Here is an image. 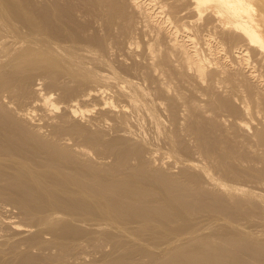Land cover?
Returning a JSON list of instances; mask_svg holds the SVG:
<instances>
[{
	"label": "bare ground",
	"instance_id": "bare-ground-1",
	"mask_svg": "<svg viewBox=\"0 0 264 264\" xmlns=\"http://www.w3.org/2000/svg\"><path fill=\"white\" fill-rule=\"evenodd\" d=\"M72 1H74V0H72ZM72 1H71V3H72ZM122 1L121 0H83V1L80 0L79 3H77V4L75 3L74 5H71V4H67V0H0V180L4 182V184H3V182L0 181L2 183L0 185V196H2L4 198L6 197L12 203H15L17 208L19 207L25 213V215L28 216V221H27V218L25 219L26 223L27 222L28 223L27 224L24 223V226H17L14 224V221H12L13 222L12 223L9 220V224L11 223V225L15 228V230L17 229V232H19L20 234L23 233L24 235L29 234L28 237H26L25 239L23 238L24 240L22 239L19 241V245L23 246L25 244L24 246H25V248H27L24 251L22 249L17 251V252H19L18 253L19 254V261L20 260H21V262L27 261L28 263L30 262L31 264L33 261H36L37 263L40 262L43 264L47 263V262L52 263V262H54V261H52V259H50V258H52V256L45 255V254L34 255V253L28 254V252H29L28 249H31V251H32V249L33 250L38 249L37 251H35L36 253H38L39 250L40 251L43 250V253H44V249H49V248L54 246L55 249L57 247L58 248L57 250H59V255H57L58 256L57 260L59 262L56 260V257H55L53 260H55L56 262H54L53 264H56V263H58V264H76L77 261L76 262L73 261L71 263L69 262L71 260L65 261L64 256L69 249L74 250V251L70 250L71 252H73V254H74V252L80 253V250L83 248V246H84V250H85L86 244L89 245L88 243H91L90 245L94 246L95 244L99 243L100 239H102V240L104 239V241L106 240L114 249V250L112 249L114 254H112L109 257L110 259H107L108 257L106 255L107 260H105V261H108V260L109 261L105 264H263L264 263L263 262L264 261V240L257 238L259 234H264V233H258V230H260V228L262 226L259 229H256L257 232L254 231L255 233H258V235L256 234V236H257L256 237V236H254L255 234L254 235L250 234L249 233L250 230H248L246 228H245V230H247L248 233L244 232L245 230L241 231V228H239L240 230H238L237 228H235V229L233 227L231 228L227 224H224V225L220 224L221 222L219 220L220 223L219 222L218 223L220 225L218 224L216 226H212V229H213V227H217V228H215L216 231L214 230L215 232L213 230H210V232L204 233V231L199 232L197 230L196 224H198V222L196 221L197 223H195L191 217V214L193 212H195V211L200 212L202 210L204 212H208V213H222L223 215H226V216H233V215L235 216V215L239 214V211H238L239 209H237L238 207L236 208V203H233V204L231 203L232 205H229V203H228V205H227V203L224 204L222 202L221 198H219V197H221V195L219 197H217L219 195V194H217V192H216L217 196L215 193H214L215 195H213V194L211 195L209 193H203V191L199 192V188L202 186L199 187V185L201 183L198 184V180H197V177L195 175L185 176L184 174H182L181 176L185 177V178L183 177L184 180H177L178 178L177 179L172 178L173 177L172 172H174V170L171 172V174L169 172V174L172 175V177L164 175L165 173H164L163 169L157 170L156 169L157 167H154L151 165L152 161H154V163H155V160L157 157L154 156L155 160H152V161L150 160L151 162L147 161L149 159L146 160V158H142V157H144V155L142 156V151L145 149H143L142 151H141L142 147L141 148L138 147L139 149H137V145L133 144V142H132L134 140L131 138L132 135H129L130 136L129 140H132V141H129L126 137H125L126 139H118L117 140V138L115 137L117 135L111 134L110 133L111 131L108 132L105 129H103V130H105V132H108L109 137H110V135H109V133H110L111 137H112V135H114V138H115L112 140V138L110 137L111 139H108L109 141H105V139L102 136L104 135V137H105L106 133L103 135L100 134L98 131L99 129L98 130L96 129L98 126L96 128L94 127L95 130H93V127H92V130L89 129V127H90L89 122L91 125V123H92L91 121H93L94 117H96L95 115L93 118H91V119H93L91 121L89 120L90 119L89 116H88V118H86V119H88L87 120L88 126L86 123H82L83 119L86 120L85 119L86 113H88V111H93V109L90 110L91 108H88L89 106H87V104H88L87 102H90V100H93V99L94 100L91 102L92 103L95 102V103L92 105V107L99 109V111L97 109H95L94 113L97 111V113L101 112L102 113V114L100 113L101 115H105V112H107L108 114H110V113L114 114V113L120 112L122 114L123 119H121L120 117L119 118L121 119V121L122 120L124 121V122H122V123H124L122 125H125L124 118L126 116L128 117V115H129V113L127 114V112L129 111L127 109L128 108L130 109V107H128V105H120L121 103L119 104V102H122L120 100L118 103L114 104L112 101H110L108 99V96L106 98V95L105 94L103 95L102 92H104V89L101 87V86L105 87L103 84L100 85V87H99L100 83H98V85L93 84L96 87H93L90 89L87 88L88 90L87 89L84 90L85 88L84 89L79 88L83 85L85 86V84H87V83L90 84V83H94L97 81L98 82L104 81V82H109V83L111 82V81H109V80H111L110 76H109L111 74V71H110L111 70V67H110L111 63L108 62V59H107L108 63L107 62L106 63L110 67L109 68L110 69L109 75H108L107 70H104V69H106L105 67H108V66H105L106 64L104 65V68H102V69L104 71H106L107 74L102 73L103 70H101V69L97 70V71H102V72H97L96 70L94 71L89 66H87L88 64H86L82 60V58H84V57H82V55L84 53V54H87V56H88V54L90 53L91 50L95 51V49L98 47V43H99L98 40H100L98 38L101 37L100 32L103 29L102 27H103V21H104L105 16H107V15L109 16V14H110V16H112V17H109L110 21H111V18H114V21L113 22L111 21L112 22L111 25L109 24L111 26V29H108V30L111 33H114V30H116V28H114V30L112 32L113 26L118 27L117 25H119L121 27V25L123 26L125 24L124 22L121 23L120 18H119L123 14V11H122L123 8H122V3H121ZM153 1L154 0H129V3H130V6L132 8H134V10L136 9L138 11V13L143 14V16L146 17V20L147 19L151 20L150 22H152V20L155 21V26L157 28V32L158 31L166 32V34L169 37L168 40L170 43V45H169V43L167 44L168 41H166V45L169 46L170 48L172 46L173 50L177 49L178 54L179 53L181 54L180 60L182 59V61H184L185 63L190 65V67L195 68V70L192 68H188L189 66H187L186 64L181 62L182 64H184V66L185 65L187 66V70L185 69L186 71H192L193 70L194 72H191V73L197 72L196 78L198 75H199L198 76V78H199V77H201V76L203 77V75H205V73L207 71V67L210 68V67L214 66L219 74L216 71H211V70L210 71L215 73V74L217 73L219 75V77L222 78V80L220 79L221 81L220 80L219 81L220 82L224 81L225 83H228L227 85L229 86V84H230L229 82H231L232 81L231 79H233L230 74H227V70H228L229 66L226 67V65H224V63H223V65L219 64L218 61H220L221 59L218 60V58H216V57L211 58V56H209V60L211 58V60H213L212 61L213 64H207L206 62L208 61V55L205 58V57H201L200 54H198L199 51L197 52V50H198L197 47L195 48L193 46L194 45L193 43H195V42L193 41V38H190V35L186 34V36H187V37L185 36L186 39H183L184 36L181 39H179L180 36L178 38L177 32H179L180 29L181 30L186 29V27H188V26L185 27L184 24L182 23L183 24V25L181 24L182 27H181V25L178 27L177 26L178 23L177 24L174 23L175 21L173 22V19L171 20V18L169 19V17H165L164 20H163V18H161V20L156 19V17H158V16L163 17L162 15L164 12V8H163L164 5L161 2H157V4L159 3L161 5V6L159 5V7L161 9H163V12H162V10L158 9L159 7L158 8L153 7L156 5V3L154 4ZM187 1L189 2L187 4V6L190 9H192L193 12L198 11L200 14L201 12L206 13L208 11H211L212 13L211 12H209V13L214 14L213 16H215L216 19L218 21H220L219 22L221 24L220 27H222L221 29L225 30L226 36L235 38V41H238L237 39H239V41H241L239 43H235V45L230 43V45L231 44L233 45V46H231V48H232L231 51L235 52L233 54H235L234 56L236 57V61L232 59L233 62L235 61L237 63H242V64L247 62L246 64L248 65L250 62L249 61L250 59H248L250 52H253V54H255V57H260V58L262 57V59L264 58V0H186L185 4L187 3ZM142 3L145 5V7H144V5L142 6V7H144V9L141 8ZM130 6H128V7H130ZM256 6H257V8H256ZM124 8H125V6H124ZM205 10H207V11H205ZM132 11H133V9H132ZM203 11H205V12H203ZM126 12H127V10H126ZM161 12H162V15H161ZM195 14H197V13H195ZM199 14L197 15L198 17H199ZM131 15H133V13ZM138 15H140V14H138ZM138 15L136 17H138ZM123 16H124V19H126V24L130 23V18H129L130 14H129V16H127V14H126V16H127L126 18H125L124 14H123ZM200 16H201V14H200ZM109 18H108V20H109ZM195 18H197V17H195ZM211 18H213V17H211ZM122 19H123V17H122ZM124 19L122 21H124ZM139 19L140 18H138V20ZM142 20H143V17H142ZM146 20L144 19L143 21L146 22ZM110 21L104 22V24L110 23ZM133 21H134V18H133ZM135 21H136V19H135ZM135 21H134V24H135ZM166 22H168V24ZM171 22H172V24H171ZM136 23L137 24H135V25L139 24L138 21H136ZM153 23L154 22H152V24ZM219 23L217 24V26L219 25ZM144 24H146V23H144ZM175 24H176V26H175ZM207 24H206V26H207ZM147 25H148V23H147ZM150 26H151V23H150ZM155 26L153 27V29L155 28ZM131 28H132L131 30L137 29V27L135 29V28H133V26ZM125 29H129V28L127 27ZM125 29H124V31H125ZM153 29L151 31H153ZM108 30H107V32H108ZM120 30H118V31H120ZM139 30L142 31V28L140 29V27H139ZM145 30H146V28H145ZM186 30H188V28ZM220 30L218 29L219 32H220ZM118 31L116 30L117 33H118ZM190 31H189V33H191ZM105 32H106V30H105ZM126 32H127V30H126ZM155 32H156V30H155ZM117 33H116V36H117ZM135 33H137V32H135ZM142 33H143V31H142ZM148 33H149V35H152V34H150L152 32L148 31ZM160 33L161 32H159V34ZM223 33H224V31H223ZM98 34H99V36H98ZM123 34H124V32H122V35ZM138 34H139V32H138ZM108 35H110V37H111L110 33ZM122 35H121V37H122ZM129 35H130V33L128 32L127 36H129ZM146 35H148V34H146ZM157 35H156V37H158ZM182 35H183V33H182ZM208 35H210V34H208ZM130 36L133 37L134 34L130 35ZM163 36H165V33L163 34ZM219 36H220V34H219ZM113 37H114V35H113ZM117 37L119 39V36H117ZM135 37H136V35H135ZM154 37H155V35H154ZM207 37H205L206 41H207ZM102 38H103V36H102ZM125 38L126 37H124V40L127 41ZM216 38H219V37H216ZM109 39H112V38H109ZM109 39H107V40H109ZM153 39L154 38H152V40ZM190 39L193 41V43H192L193 45L186 43L187 40L189 41ZM120 40H123V38L119 39V41ZM105 41H106V39H105ZM115 41L117 42V40H115ZM132 41H133V39H132ZM215 41L216 40H214L213 42H215ZM228 41H227V43H228ZM223 42H225V41L223 40ZM231 42H233V41H231ZM102 43H103V41H102ZM119 43H121V42H119ZM216 43H217V41H216ZM222 43L220 42L217 44H221L224 47L225 43L224 44H222ZM126 44H127V42H126ZM128 44H129V42H128ZM108 45H110L109 42H108ZM115 45H116V43H115ZM117 45H118V42H117ZM130 45H132V44H130ZM228 45H229V43H228ZM99 46H100V44H99ZM103 46H105L107 48L106 45L103 44ZM217 46H219V45H217ZM217 46H215L213 48L218 50L219 47H217ZM226 46H227V44H226ZM108 47L110 49V46H108ZM164 47H165V45H164ZM211 47H210V50L212 49ZM120 48H122V47H120ZM127 48H131V46L129 47V45H128ZM159 48L156 49L157 51L155 50L157 53H158V51H160ZM113 49H114L113 52L115 55L116 54L115 53L116 46L114 48V45H113ZM113 49H111V51ZM225 49L226 48H224L222 50H225ZM98 50H99V47H98ZM101 50H102V47H101ZM207 50L209 52V48ZM86 51H89V53L88 52L86 53ZM107 51H108V49H107ZM107 51L105 52V50L103 49L102 52L107 53ZM216 51H215V54L216 53L219 54V52H221V51H219V52H216ZM96 52H97V49H96ZM113 52L111 54H113ZM165 52H167V51L165 50ZM159 53H161V52H159ZM98 54L99 53H97V57H98ZM104 54L102 53V56ZM121 54H120V56H121ZM156 55H159V54H156ZM226 55L228 56V53H226ZM107 56H109V55L107 54ZM163 56H164L163 63L165 62V59L170 60L169 58L171 56L168 58H165V55H163ZM110 57H112V56H110ZM223 57H225V56H222V58ZM91 58H92V56H91ZM119 58H121V57H119ZM154 58H156V57H154ZM154 58H152V59L154 60ZM157 58H159V57H157ZM157 58H156V60H157ZM249 58H250V56H249ZM86 59H89V58H86ZM206 59H207V61L205 62ZM253 59H254V57H253ZM93 60H95V58ZM104 60H106L105 57H104ZM156 60H155V62H156ZM178 60H179V58L177 59V62H178ZM109 61H110V59H109ZM115 61H114V63H115ZM243 61H245V62H243ZM100 62H101V60H100ZM100 62L98 61V63H100ZM111 62H112V60H111ZM120 62H122V61H120ZM168 62H171V61H168ZM252 62H250V63H252ZM125 63L126 62L124 61V65L127 64V63L126 64ZM133 63H134V61H133ZM136 64H134V65L136 66ZM147 64H148V62H147ZM152 64H153V62H152ZM170 64H172V63H170ZM116 65H117V63H116ZM191 65H193V66H191ZM238 65H240V64H238ZM98 66H100V65H98ZM111 66H113V65H111ZM135 66H134V70H135V68L138 69V67H135ZM161 66H165V65H161ZM167 66H168V64L166 65V67ZM178 66H180V65H178ZM91 67H92V65H91ZM120 67H118V69ZM130 67H131V65H130ZM153 67H155V66H153ZM153 67H151V69ZM158 67L160 68L159 64H158ZM166 67L164 69H166ZM240 67H241V65H240ZM252 67L254 68V66H252ZM127 68L125 71H127ZM156 68H157V66H156ZM159 68H158V70L161 69V68L160 69ZM168 68H169V66H168ZM173 68H177V67H173ZM115 69H117V67ZM130 69L132 71V68H130ZM189 69H192V70H189ZM247 69H249V68H247ZM155 70L153 69V73H157V71H155ZM172 70H174V69H172ZM181 70H182V68H181ZM170 71L168 70L169 73H170ZM182 71H180V72H182ZM243 71H245V70H243ZM134 72L136 73V71H134ZM147 72H149V70H147ZM150 72H151V70H150ZM163 72H162V74H165V75L168 74L169 75V73L166 74ZM173 72H175V71H173ZM124 73H123V75H125ZM131 73L133 74V72H131ZM176 73H178V72H176ZM176 73H174V74H176ZM229 73H230V71H229ZM236 73L237 72H235V74ZM114 74L116 76L117 73L115 72ZM129 74H127V75H129ZM136 74H135V76H136ZM139 74H141V73H139ZM157 74H160V73L158 72ZM157 74H155V76ZM186 74H187V72H186ZM242 74L245 75L244 72ZM261 74L262 73H260V76H261ZM141 75H143V73ZM165 75H164V78H165ZM180 75H182V73L179 74V76ZM210 75H211V73H209V76L207 75V78L210 77ZM236 75L238 76V74H236ZM239 75H240V72H239ZM247 75L254 76L255 74H251V72L248 71ZM143 76L139 77V78H141L140 82L136 79L138 77H135L134 80H137L140 84H142V81L144 80V79L142 80ZM146 76H145V78L148 77V76L147 77ZM157 76H159V75H157ZM183 76H184V74H183ZM237 76H233V77L237 78ZM125 77L128 78V76H125ZM125 77L122 76L123 79ZM133 77H134V75H133ZM174 77H175V75H174ZM181 77L182 76H180V78ZM204 77H206V76H204ZM213 77H214V75H213ZM240 77H238V78H240ZM243 77L245 79V76H243ZM257 77H259V76H257ZM257 77H256V79H259ZM115 78L118 79V77L117 76L114 77L115 86L117 87L116 93L119 92V94L124 95L125 97L128 96L126 98L130 99L129 103L131 102L130 104H133V106L135 107L137 105V103H134L136 98L134 99L133 96H136L138 98V96H137V95H139V94H137L139 92L138 90L143 88V91H142V95H143L144 90H146V92H147V88L145 89L144 86L139 88L138 86L140 84L138 85V82H136L138 85L137 86V85H135V83L132 82L133 79L132 80L130 79L131 81H129V80H128L129 82L126 81L127 82L126 85L130 84L129 85L130 87L128 86V88L129 89L131 88L130 90H132V92L129 93L128 91H130V90L129 89L127 90L126 89L127 87L124 88L123 85L118 84V80H120V79L115 81ZM129 78H131V76ZM151 78H149V79H151ZM156 78L161 79L163 77H161V78L156 77ZM198 78H197V80H198ZM246 78H248V77H246ZM153 79L155 80L154 74H153ZM153 79H152V81H153ZM167 79H168V83H171L170 81L173 80V79L170 80L169 77ZM174 79L176 80L177 78L175 77ZM187 79L189 80V78H187ZM201 79L203 81V78H201ZM201 79H199V80L201 81ZM211 79H209V80H211ZM41 80H43V81L45 80V81H47V84H49L51 86L55 85V86H57V89L58 88L61 89V93L58 92L60 94V96H62V102H63V103L60 102V106L62 105L61 106L62 108L60 109L61 111L59 110L60 113L57 112L58 114L49 116L48 113L46 112L47 110L50 111L49 108H51V106H53L55 104L51 99L52 92H50L51 93L50 94V93H47L48 92L47 91L46 94L45 93L43 94V91L41 93V90H39L40 87L42 86ZM122 80H120V83ZM145 80H147V79H145ZM207 80H206V82H208ZM215 80H216V77H215ZM215 80H213V81H215ZM144 81H143V83H144ZM181 81H183V80H181ZM71 82H73V83L75 82L76 84L74 85ZM172 82H175V81L173 80ZM180 82H179V84H180ZM123 83L125 84L124 80H123ZM162 83H163V81L160 82V87H161ZM166 83H167V81L165 82V84ZM175 83H178V82H175ZM183 83H185V82H183ZM213 83L215 84V83H217V81H215ZM225 83L223 84L224 86H226ZM244 83H245V81H244ZM247 83H249V80ZM200 84H201V82H200ZM220 84L222 85V83H220ZM239 84H240V81H239ZM49 85H48V88H49ZM105 85H106L107 89L110 87H113L112 83H111L110 87H109V84H105ZM163 85H164V83H163ZM172 85L173 84L171 83V87H172ZM215 85H217V84H215ZM237 85H236V87H237ZM149 86H151V85H149ZM149 86H147V87H149ZM165 86L167 87V85H165ZM224 86H223V88L225 89L226 87H224ZM230 86H232V85L230 84ZM230 86H229V88H230ZM248 86L251 87L252 85H248ZM169 87H170V85H169ZM171 87H170V89H171ZM181 87H180V89H182ZM202 87H201V89H202ZM204 87L206 88L205 85H204ZM204 87H203V89H204ZM218 87L222 88L221 86H218ZM236 87L234 85L235 89H236ZM53 88H55V87H53ZM53 88L51 91H55V89H53ZM113 88H115V87H113ZM153 88H155V87H153ZM163 88H164V86H163ZM187 88H186V90H187ZM215 88H216V86H215ZM215 88L213 87L214 90L217 89V88L216 89ZM223 88H222V90H223ZM59 89L57 91H60ZM150 89L151 88H149V90ZM180 89H178V90L180 91ZM209 89H208V91H210ZM231 89H233V88H231ZM235 89H233V92H231L232 94H234L236 92ZM108 90H106L105 93H109ZM111 90L115 91L112 88H111ZM151 90H153V89H151ZM178 90L173 91V89H172V92H176ZM205 90H207V89H205ZM225 90H227V89H225ZM230 90H229V92H230ZM241 90L243 91L242 88L240 89V91ZM211 91H210V93H211ZM238 91H239V89H238ZM133 92L136 93L137 95H135V94L133 95ZM162 92H164V90H162ZM162 92L161 93L158 92V96H159V94H162V96L165 95V93L163 94ZM166 92L170 93V91H168V90ZM182 92H184V91L182 90ZM225 92L226 91H224V93ZM247 92H248V90H247ZM251 92L252 91L250 90V94H251ZM101 93H102V95H101ZM155 93H157V92H155ZM178 93L179 92L176 93V96ZM210 93H208V94L210 95ZM217 93L218 92H216V95H217ZM227 93H228V91H227ZM231 93H229V94H231ZM236 93L238 94V92H236ZM253 93H255V92H253ZM111 94H112V92H111ZM147 94H149V92ZM151 94H152V91H151ZM201 94L202 95H199V96L205 95V93H203V92ZM211 94H213V93H211ZM229 94H227V95H229ZM237 94H235V95H237ZM240 94L242 96V93H240ZM32 95H34V96L36 95V96L34 97ZM154 95H156V94H154ZM170 95H171V93L169 94V96ZM209 95H206V97ZM216 95H215V98H216ZM248 95H249V93H248ZM55 96H58V95H55ZM101 96L105 97L106 99L105 98L103 99ZM149 96H150V98L152 97L151 95H149ZM184 96H186V95H184ZM223 96H224V94H223ZM112 97L113 96H111V98ZM145 97L147 98V96H145ZM159 97L161 98V96H159ZM210 97H211V95H210ZM218 97H220V96H218ZM226 97H228V96H226ZM234 97H236V96H234ZM257 97L256 98L254 97V99H257ZM262 97L260 95V98H262ZM155 98L159 99L156 96H155ZM212 98H214L213 95H212ZM212 98H211V100H212ZM244 98H245V96H244ZM244 98H243V101L245 100ZM152 99L154 100V98H152ZM163 99H165V97ZM235 99H237V97ZM123 100H125V99H123ZM128 100H127V103H125V104H129ZM139 100H140V97H139ZM166 100H168V98H166ZM175 100L174 101L177 102V97H175ZM230 100H231V98H230ZM181 101H182V99H181ZM183 101H185V100H183ZM190 101H188V102H190ZM247 101H250V100H247ZM124 102H126V100ZM151 102H154V101L151 100L150 103L149 102L148 103L151 104ZM156 102H158V100ZM197 102L198 101H196V103ZM201 102H203V100H201L200 103ZM238 102L241 103L242 101L240 100ZM193 103H194V101L192 102V104ZM215 103H216V101H215ZM225 103H226V100H225L224 104ZM255 103H256V105H259L258 100H256ZM85 104H86L87 108L85 107ZM153 104H155V103H152L151 105H153ZM162 104H164V103L162 102ZM172 104L173 103H171V105ZM182 104L186 105V103H182ZM192 104H190V105H192ZM144 105H143V107H145ZM180 105H179V108H181ZM206 105H204V106L206 107ZM216 105H217V103H216ZM230 105H232V104L230 103ZM238 105H239V103H238ZM246 105L243 106L241 104L242 110L245 111L246 113H248L249 111L247 112L246 108H249V107H247ZM260 105H261V102H260ZM13 106H15V108L17 107V109H13L12 108ZM34 106L40 107L39 108V109H41L40 111L43 110L44 113L41 112L42 114L40 113L39 116H36L35 115L36 113H34V109H33V108H35ZM133 106H132V108H133ZM138 106L142 108V105L138 104ZM235 106L233 108H235ZM146 107H148V106H146ZM154 107H155V105H154ZM161 107H162V105H161ZM164 107H166V106H164ZM177 107H176V111L178 112V111H180V109ZM194 107L197 108L199 106L196 105ZM201 107H203V106H201ZM213 107H210V108H212L211 111L213 110ZM230 107L231 106H229V110H230ZM254 107H255V105H254ZM258 107L260 108V106H258ZM156 108H158L157 105H156ZM173 108H175V107L173 106ZM190 108H192V107H189V109ZM233 108L231 107V109L234 111ZM239 108H240V106H239ZM163 109H165V108H163ZM166 109L168 110V108H166ZM169 109H170L172 118L177 116L176 111L174 109H172V107H170ZM177 109H179V110H177ZM183 109L185 110V108H183ZM183 109H181V111ZM189 109H187V110H189ZM215 109L216 108H214V110ZM217 109H220V107L218 106ZM133 110H134V108H133ZM149 110L154 111L152 108H150ZM187 110H185V111H187ZM201 110H200V112H201ZM248 110H250V109H248ZM262 110L264 111V109H262ZM262 110H260V111H262ZM35 111H37V110H35ZM103 111H105L104 114H103ZM136 112H137V115H136V118H137V116L139 115L138 113H140V112L135 111V113ZM142 112L139 116L140 118L142 116ZM145 112L146 111H144V114H145ZM160 112H162V110ZM197 112H199V111H197ZM258 112H257V114H258ZM154 113L155 112H153V114ZM166 113L168 114V111ZM185 113L187 114V112H185ZM189 113L190 112H188V114ZM191 113H193V112H191ZM261 113H264V112H261ZM89 114H91V112ZM100 114L98 113V115H100ZM132 114L133 113H131L130 115L132 116ZM144 114H143V116L148 115V113H147V115H144ZM158 114L159 113H157V115H155V116L159 117ZM117 115H119V114H117ZM152 115H150V117L149 116H147V117L151 118ZM162 115L163 114L161 113L160 116H162ZM168 115H170V114H168ZM182 115H183V113H182ZM184 115H183V119H185ZM237 115H235V116H237ZM244 115H246V114H244ZM259 115L260 114H258V116ZM261 115H260V117H261ZM92 116L90 115V117H92ZM105 116H107V115H105ZM105 116H104V118H105ZM115 116H116V114L114 115V117ZM163 116H166V115L164 114ZM221 116L223 117L222 113H221ZM224 116H226V115H224ZM263 116H262V118H264ZM44 117H46V118H44ZM109 117H110V115H109ZM109 117H108V119H109ZM127 117H126V119L129 121L128 118L130 116L128 118ZM188 117H190V115H188ZM192 117H190V118H192ZM260 117H259V119H260ZM104 118L100 117L99 119H104ZM115 118L118 119V116H116ZM132 118L133 117H131V119ZM146 118L144 117V119H146ZM240 118H241V116H240ZM244 118H246V117L244 116ZM256 118H258V117L256 116ZM43 119L45 120V123L42 122ZM99 119H98V121H100ZM108 119H106V120H108ZM167 119L169 120V118H167ZM181 119H182V117H181ZM95 120H96V118H95ZM135 120L134 121L132 120V121L135 122ZM138 120L139 119L137 118V121H136L137 123H135L136 126H139V125H137L138 123L142 124L141 121L143 119L140 120V122H138ZM186 120H187V118H186ZM224 120L226 121L227 119L224 118ZM108 121H105V119H104V122L107 123ZM121 121L119 122L120 126H122L120 124ZM164 121H167V120H164ZM177 121H178V118H177ZM245 121L246 120L244 119V122ZM154 122H157V121H154ZM173 122H175V120ZM182 122H183V120H182ZM184 122H185V120H184ZM197 122H198V120H197ZM234 122H235V124L240 125V126H244V124H245L243 122V120H241V119H239V120L235 119ZM262 122H264L263 119H262ZM93 123H92V125H93ZM111 123L109 122L108 124L111 125ZM114 123L116 124L117 121L116 122L114 121ZM164 123H166V122H164ZM167 123H168V121H167ZM99 124H100V122H99ZM129 124H130V122H129ZM131 124H133V123H131ZM150 124L151 123H149V125ZM256 124L254 123V125H256ZM117 125H118V123L116 124V126ZM119 125L117 127L118 129H114V132H117L119 130L118 131V133H119L121 131V127L119 129ZM153 125L155 126L156 124H152L151 126L153 127ZM157 125H158V123H157ZM159 125H163V124L159 123ZM159 125H158V127L160 128ZM237 125H236V127H237ZM259 125H261V124H259ZM100 126H101V124H100ZM140 126L138 128L143 129V127H140ZM169 126H170V124H169ZM175 126H177L176 123H175ZM197 126H199V125H197ZM246 126H247V124H246ZM148 127L149 126H147V128ZM156 127L157 126H155V128ZM248 127L250 128V126H248ZM102 128H103V126H102ZM102 128H100V130ZM110 128H111V126H110ZM131 128L133 129V127H131ZM145 128H146V126H145ZM159 128H158V130H159ZM238 128H239V126H238ZM247 128H245V129H247ZM249 128H248V130H249ZM259 128H261V126ZM263 128H264V126H263ZM132 129L130 130V127H129L128 131H129V134H130V132H132L134 135V132L136 130L133 131L135 128L133 130ZM241 129H242V127H241ZM109 130H111V129H109ZM125 130L122 131L123 134H125ZM187 130H189V129H187ZM193 130L196 131L197 129H193ZM198 130L200 131V129H198ZM155 131H157V130H155ZM160 131H162V130H160ZM165 131H166V129H165ZM173 131H176V130H173ZM242 131H244V130H242ZM140 132L143 133L144 131L141 130ZM248 132L249 131H246V134ZM136 133H138V131ZM157 133H159V131ZM169 133H170V131H169ZM169 133H168V135H169ZM259 133L261 134L260 131H259ZM162 134H163V132H162ZM256 134H257V132H256ZM139 135H142V134H139ZM143 135H144V133H143ZM134 136L136 137V135H134ZM134 136H132V137L134 138ZM176 136L174 137L175 139H177ZM199 136H200V134H199ZM118 137H120V134H118ZM138 137L141 138V136H138ZM154 137H155V135H154ZM181 137H183V135H181ZM254 137H256V135H254ZM169 138L171 139V136ZM241 138H242V136H241ZM103 139H104V141H102ZM145 139H146V136H145ZM145 139L143 138V141ZM199 139H200V137H199ZM203 139H204V137H203ZM139 140H141V139H139ZM166 140H168V139H166ZM262 140H263V138H262ZM169 141H171V140H169ZM199 141H202V140L200 139ZM144 142H142V144ZM149 142H147V143H149ZM174 142L175 141L173 140V143ZM222 142H223V140H222ZM218 143H221V141H219ZM178 144H179V142H178ZM180 144H181V142H180ZM83 145L89 146V147L91 146L92 150H94L95 149L94 147H96L98 149V153L99 152L100 153L105 152V154H103L105 156H103V157L107 156L106 151L114 152L115 155L112 154V156H115V160H114V158H111V160L112 159L114 160V163L110 164L109 162L107 163V162H104L101 160L98 161L97 163H94L95 161L90 162V160H92L93 157L89 161L83 160L85 158L84 156H87L86 152H85V148ZM148 145H149V147H151V144H148ZM202 145L204 146V143ZM212 145L216 146V144H212ZM218 146H220V144L219 145L217 144V147ZM222 146L225 147L226 145L225 146L222 145ZM222 146H220V147H222ZM89 147H86V148H89ZM143 147H145V144ZM182 147H183V145H181V148ZM217 147H215V148H217ZM199 148H202V147H199ZM146 149L149 150L148 148H146ZM158 149L156 150V148H155L156 151H158ZM177 149H179V148H177ZM212 149H209V151L207 150L208 153H207L206 157H207V161H209V162L204 163L203 162L204 160H203L202 161L203 164H202V163H200L201 161H199V160L198 161H191V159H192L191 158L190 161L186 160L188 162L184 163V164H187V165H185V166H187L186 168L187 169L194 168V171H195V169L198 170L200 172V175L204 176L208 180V182H209L208 186L209 187H212V186L217 187L218 189L217 188H215V189H217L218 191L219 190L223 191L225 193V196H226V194H228L230 197H232V196L240 194V197H241V195H247L250 197L252 195V193H250L249 189L245 188L244 185L233 182L234 179L232 177H231L232 182L230 184H226V182L222 181L221 178L222 177L227 178V176L223 175L222 177H220V175L217 172V174L219 175L218 177H220V178H215L217 176L212 177V176H209L207 174L209 171H211V170L207 169L209 167H212V168L217 167L219 169H222L225 174H228V175L230 174L228 172V167H226L223 164L217 165L218 163L215 162L214 157H213L214 154L216 153V151H215V153L214 152L212 153V151H214ZM178 151H180V150H178ZM218 151H220V150H218ZM184 152L187 153L186 150ZM145 153H147L146 150L143 152V154H145ZM224 153H225V151H224ZM224 153H222V154H224ZM226 153H228V152L226 151ZM230 153L231 152L229 151L228 154H230ZM130 154L134 155V157H135V155H137L136 156L137 161L135 160V162H133L132 161L133 156ZM150 154L151 153H149V155ZM228 154H227V156H229ZM233 154H231V155H233ZM79 155H82V157H84V158H81V156H79ZM99 155H102V154H99ZM128 155L130 157H132V160H131V158H130V160L128 159V157H129ZM149 155H147V156H149ZM240 155H242V154H240ZM110 156H111V154H110ZM218 156H221L220 153ZM103 157H101V159ZM151 157H153V156H151ZM188 157H189V155H188ZM252 157H253V155H252ZM88 158H90V157H88ZM147 158H150V156ZM221 158H222V156H221ZM224 158H226V157H224ZM224 158H223V160H224ZM239 159L240 158H238V160ZM243 159H241L242 162H243ZM238 160H235V161L239 162L240 160L239 161ZM246 160H247V158H246ZM105 161H108V160L106 159ZM225 161H226V159H225ZM205 162H206V159H205ZM154 163L152 162V164H154ZM180 163L181 162H179V164ZM175 164L177 165L178 163H175ZM234 164L232 163L231 166ZM235 166L237 169H239L238 164H235L234 166H232V168ZM159 168H161V167H159ZM182 170L184 171V169H182ZM182 170H181V172H183ZM159 171L160 172L163 171V174L158 173ZM168 171L169 170H167V172ZM231 171H233V169ZM262 171H264V170H262ZM237 172H239V171H237ZM242 172H240V173H242ZM175 173H177V172H175ZM252 173H253V171H252ZM236 174H238V173H235V175ZM235 175L233 177H235ZM262 175H264V174H262ZM178 176H179V174H178ZM245 177H243V179ZM257 180H258V178H257ZM204 183H205V181H204ZM204 183H202V185L206 184V183L205 184ZM232 183H235V184H232ZM215 189H214V191H215ZM250 189H252V188H250ZM205 190H206V188H205ZM252 192H254V191H252ZM247 196H244V198ZM224 198L225 197H223V199ZM228 198H226V200ZM261 199H262V195H261ZM236 200H238V199H236ZM229 201H231V200H229ZM249 201H245V203L243 202L242 203L243 206H246V203ZM251 201L253 202L252 198H251ZM238 203H240V202H238ZM259 207H258V209H259ZM261 207H263V206L261 205ZM255 209H256V206H255ZM258 209H257V211H258ZM244 210H246V209H244ZM253 211H255V210L253 209L252 212ZM246 212H248V211L246 210ZM252 212H249V213H251V215H254V214H252ZM262 212H264V209ZM19 213H22V212H19ZM261 214H263V213H261ZM193 215L195 216L196 214H193ZM240 215H241V213H240ZM218 216H220V215H218ZM249 216H250V214H249ZM249 216H246V218H248ZM259 216L260 215H258L257 217H259ZM261 216H264V215H261ZM195 217H197V216H195ZM251 217L256 219L255 216L254 217L251 216ZM224 218L225 217H223L222 220H224ZM194 219H197V218H194ZM209 219H211V218L209 217ZM238 219H239V216L237 218V221H238ZM22 220H24V219H22ZM229 220H230V218H229ZM249 220H252V219H249ZM213 221L215 222L214 219H213ZM76 222H78L79 224L83 223L84 225L83 224L79 225ZM242 222H244V221H242ZM202 223H204V222H202ZM238 225H236V226H238ZM8 226H10V225H8ZM247 226H248V224H247ZM250 227H252V226H250ZM250 227H248V228H250ZM263 227H264V225H263ZM263 227L261 229H263ZM0 231H1V229H0ZM251 231L253 233V229ZM261 231H259V232H261ZM182 234H186L185 235L186 237L179 238V237H181L180 235H182ZM46 235L47 236L49 235V237H47ZM127 238H130V240ZM261 238H262V236H261ZM2 241H0V242H2ZM21 241H23V242H21ZM100 242H101V240H100ZM104 243H106V242H104ZM3 244L0 243V245H2V246H3ZM162 244L164 246H167V247L166 248L164 247L161 250L157 249L158 251L153 250V249L160 247V245H162ZM12 245H13V243H12ZM49 245H53V246H49ZM99 245H101V244H99ZM21 246L19 248H21ZM92 246H91V248H92ZM106 246H107V244H106ZM12 247L15 248V247H17V245L12 246ZM95 247H96V245H95ZM96 248H98V247H96ZM99 248H101V246ZM0 249H1V246H0ZM12 249H11V251H12ZM52 249H54V248H52ZM92 249H90V250H92ZM3 250H5V249H3ZM16 250L17 249L15 248V251ZM87 250H88V248H87ZM107 250H108V248H107ZM11 251H9V252H11ZM17 252H16V254H17ZM50 252H52V251H50ZM101 252H103V251H101ZM69 254H71V253H69ZM75 255H73V256L75 257ZM77 255H79V254H77ZM82 255L85 256V252H84V254H80V257ZM100 255H103V254H100ZM109 255H110V252H109ZM39 256H41V257H39ZM66 257H67V254H66ZM68 257H69V255H68ZM71 257H72V255H71ZM78 257L75 259H78ZM8 258H6V259H8ZM92 258H94V257H92ZM4 259L0 258V264H1V260L3 262L5 261ZM67 259L68 258H66V260ZM70 259H72V258H70ZM102 259H104V258H102ZM102 259H100V260H102ZM82 260L89 261V260H87V258L86 259L84 258ZM97 260H98V258H97ZM80 262H81V259L78 263H80ZM90 262L92 263L91 260H90ZM95 262H97V261H95ZM12 263H10V264H12ZM7 264H9V263H7ZM13 264H17V262L13 263ZM19 264H21V263H19ZM25 264H27V263L25 262ZM80 264H82V263H80ZM100 264H102V263H100Z\"/></svg>",
	"mask_w": 264,
	"mask_h": 264
},
{
	"label": "rangeland",
	"instance_id": "rangeland-1",
	"mask_svg": "<svg viewBox=\"0 0 264 264\" xmlns=\"http://www.w3.org/2000/svg\"><path fill=\"white\" fill-rule=\"evenodd\" d=\"M72 1V0H71ZM71 1L70 0H67V4H71V5H74L75 3L77 4V3H79V1L80 0H74V1H72V3H71ZM83 1V0H82ZM122 1V0H121ZM154 2V4L156 3V5L155 6H153V7H155V8H158L159 7V3L157 4V2H161L163 5V8H164V12H163V9H161L160 7L158 8V9H160V10H162V12H163V15H162V12H161V15L163 16V17H156V19H160L161 20V18H163V20H164V18L165 17H169V19L171 18V20L173 19V22L174 23H178L177 24V26L179 27L182 23L184 24V26L186 27V26H188V27H186V29L188 28V30L191 32V33H189V31L188 30H186V29H180L179 30V32H177L178 33V38H179V36H180V38L179 39H181L183 36V39H186V34L187 35H190V38H193V41L195 42V43H193V41L190 39L189 41L187 40V42L186 43H189V44H191V45H193L195 48L197 47V52H198V54H200V56L201 57H207V55H208V61H207V59L205 60V62L207 63V64H213V60H211V58H213V57H216V58H218V60H220V61H218L219 62V64H222L223 65V63H224V65H226V67H228V70H227V74H230L231 75V77L233 78V79H231L232 81V83L231 82H229L232 86H230V84H229V86H230V88H229V86L227 85L228 83H225L224 81H222V82H220L221 80H222V78H220L219 77V73H218V71L215 69V67L214 66H212V67H207V71H206V73H205V75H203V77L201 76V77H199L198 78V76H197V78H198V80H197V78H196V73L197 72H195V73H191V72H194L192 69H194L195 70V68H192V67H190V65H188L187 63H185L184 61H182V59L180 60V53L178 54V50L177 49H174L173 50V47L171 46V48L169 47V46H167L166 45V41H168L167 42V44L169 43V37H168V35L166 34V32H164V31H158L157 32V28H156V26H155V21H153L152 20V22H154L153 24H152V22H150L151 20H146V17L145 16H143V14H141V13H138V11L135 9L134 10V8H132L131 6H130V3H129V0L127 1V0H123L121 3H122V8H123V14L125 15V18L127 17V16H129V14H130V16H129V18H130V23H128V24H126V19H124V16H123V14L119 17L120 18V22L122 23V22H124L125 24L122 26L121 25V27L119 26V25H117L118 27H116V26H113V28H112V32H113V30H114V28H116V30L118 31V30H120V31H118V33L116 32V30H114V33H111V32H109V30L108 29H111V23L114 21V18H111V21H110V18L109 17H112V16H110V14H109V16L107 15V16H105L104 17V21H103V29L101 30V32H100V34H101V37H99L98 39H100V40H98V47H99V50H98V47L96 48L97 49V52H96V49H95V51L94 50H91L90 51V53H89V51H86V53L88 52L89 54H88V56H87V54H84L83 53V55H82V57H84V58H82V60L86 63V64H88L87 66H89L92 70H103L102 68H104V65L105 66H108L107 65V63L109 62V63H111V65H113V66H111L110 64V67H111V70L109 69L110 67L108 66V67H105L106 69H104V70H107V72H108V75L110 74V71H111V74L109 75L110 76V79L111 80H109V81H111L110 83L109 82H104V81H97V82H94V83H90V84H85V86L83 85V86H81V87H79L80 89H84V90H86L87 88H93V87H96L95 85H93V84H97L98 85V83H100L99 84V87H100V85H104L105 87H103V86H101L103 89H104V92H102L103 93V95L105 94L106 95V98H107V96H108V99L110 100V101H112L114 104H116V103H118L119 102V100L120 101H122V102H119V104L120 105H128V107H130V109L128 108L127 110H129L131 113H133L132 114V116L130 115L131 113L128 111L127 112V114L129 113V115H128V119H129V121L126 119V117L124 118V120H125V125H122V124H124V123H122V122H124L123 120L121 121V119H123L122 118V114L119 112V113H110V114H108L107 112H105V111H103V114H104V112H105V115H107L108 117H109V115H110V117H109V119H108V117L107 116H105V115H101L102 113L101 112H98L100 115H98V113H97V111L94 113V111H95V109H97V108H93L92 107V105L95 103V102H91V101H93V100H90V102H87L86 104H87V106H89L88 108H91L90 110H92L93 109V111H88V113H86V115H85V119L86 118H88V116H89V120L91 121V120H93V119H91V118H93L94 117V115L96 116V117H94V120L93 121H91L92 123H93V125H92V123H91V125H90V122H89V129L90 130H92V127H93V130H95L94 129V127L96 128L97 126L99 127H97L96 129L99 131V133L100 134H105V137H104V135L102 136L104 139H105V141H109L108 139H111L112 138V140L113 139H115L114 138V135H117V136H115L116 138H117V140L118 139H128L129 140V135H132V136H134V135H136V137L134 136V138L131 136V138L132 139H134L133 141L132 140H129V141H132L133 142V144H136L137 145V149H139L138 147H142L141 148V151L143 150V149H145L146 151H147V153H145V154H143V152L145 151V150H143L142 151V156L144 155V157H142V158H146V160L147 159H149V160H147V161H149V162H151L152 160H155V157H157L156 158V160H155V163H154V161H152L154 164H152V162H151V165L152 166H154V167H157L156 169L157 170H162L163 169V171H164V175H167V176H169V177H172V175H170L171 174V172L174 170V172H172V174H173V177L172 178H174V179H177V180H184V176H181L182 174H184L185 176H189V175H195L196 177H197V180H198V184H200L199 185V187L200 186H202V187H198L199 188V192H202L203 191V193H209V194H213V195H215L216 194V192H217V194H219L218 196H217V194H216V196L217 197H219L220 195H221V197H219V198H221V200H222V202L224 203V204H226L227 203V205H228V203H229V205H232L233 203H236V208L237 209H239L238 211H239V214H237L238 216H239V219H238V221H237V218H238V216L237 215H233V216H226V215H223L222 213H208V212H204L203 210L202 211H200V212H193L192 214H191V217H192V219L194 220V222L195 223H197L198 222V224H196V226H197V230L199 231V232H203L204 231V233H206V232H210V230H215L216 231V229L215 228H217V227H213V229H212V226H216V225H218L220 222V224H227V225H229L231 228L233 227L234 229L235 228H237L238 230H240L239 228H241V231H244L245 230V228L246 229H248V230H250L249 231V233L250 234H252V235H254V236H256V234L258 235V233H264V227H263V225H264V216H261V215H264V212H262L263 211V209H264V175H262V174H264V171H262V170H264V128H263V126H264V122H262V119L264 120V118H262V116L264 115V113H261V112H264L262 109H264V58L262 59V57L260 58V57H255V54H253V52H250L249 53V56H250V58H249V56H248V59H250L249 61L250 62H252V63H250L249 62V64L247 65L246 63H237V62H235L236 61V57L234 56L235 54H233V53H235V52H232L231 50H232V48H231V46H233V45H235V43H239V42H241V41H239V39H237L238 41H235V38H233V37H228V36H226V33H225V30L224 29H221L222 27H220V21H218L217 19H216V17L215 16H213L214 14H211L212 12L211 11H208V12H206V13H200L201 14V16H200V14H199V12L197 11H195V12H193V10L192 9H190L188 6H187V4L189 3L188 1H187V3L185 4V2H186V0H154L153 1ZM144 4L142 3L141 4V8H143L144 9V7H145V5H144V7H142ZM124 6H125V8H124ZM128 6H130V7H128ZM161 6V5H160ZM187 6V7H186ZM127 8V9H126ZM154 8V9H155ZM189 8V9H188ZM256 8H257V6H256ZM127 10V12H126V10ZM132 9H133V11H132ZM135 11V12H134ZM205 11H207V10H205ZM205 11H203V12H205ZM209 12H211V13H209ZM133 13V15H131ZM195 13H197V14H195ZM126 14H127V16H126ZM138 14H140V15H138ZM159 14V13H158ZM165 14V15H164ZM199 14V17L197 16ZM138 15V17H136ZM122 17H123V19H124V21H122L123 19H122ZM142 17H143V20L145 19L146 20V22L145 21H143L142 20ZM195 17H197V18H195ZM211 17H213V18H211ZM108 18H109V20H108ZM133 18H134V21H135V19H136V21H138V25H135V24H137L136 23V21H135V24H134V21H133ZM138 18H140L139 20H138ZM107 19V20H106ZM122 19V20H121ZM201 19V20H200ZM204 19V20H203ZM212 19V20H211ZM199 20V21H198ZM210 20V21H209ZM217 20V21H216ZM108 21H110V23H105L104 24V22H108ZM197 21V22H196ZM212 21V22H211ZM169 22V21H168ZM168 22H166L167 24H168ZM144 23H146V24H144ZM147 23H148V25H147ZM150 23H151V26H150ZM173 23V24H174ZM201 23V24H200ZM205 23V24H204ZM208 23V24H207ZM215 23V24H214ZM219 23V25L217 26V24ZM110 24V25H109ZM141 24V25H140ZM171 24H172V22H171ZM176 24H175V26H176ZM182 24V25H183ZM206 24H207V26H206ZM130 25V26H129ZM155 26V28L153 29V27ZM182 25H181V27H182ZM203 25V26H202ZM133 26V28H135L136 29V27H137V29L136 30H131L132 27ZM153 26V27H152ZM205 26V27H204ZM216 26V27H215ZM129 28V29H125V28ZM139 27H140V29L142 28V31H143V33H142V31H140L139 30ZM144 27V28H143ZM151 29H150V28ZM208 27V28H207ZM105 28V29H104ZM145 28H146V30H145ZM207 30H206V29ZM214 30H213V29ZM124 29H125V31H124ZM153 29V31H151ZM218 29L220 30V32L218 31ZM105 30H106V32H105ZM107 30H108V32L111 34V37H110V35H108L109 33L107 32ZM126 30H127V32H126ZM129 30V31H128ZM149 32H152V33H150V34H152V35H149V33H148V31ZM155 30H156V32H155ZM217 30V31H216ZM224 31V33H223V31ZM104 31V32H103ZM132 31V32H131ZM137 32V33H135V32ZM186 31V32H185ZM211 31V32H210ZM120 32V33H119ZM122 32H124V34L122 35ZM128 32L130 33V35H133L134 34V36L132 37V36H127L128 35ZM138 32H139V34H138ZM159 32H161L160 34H159ZM210 32V33H209ZM219 32V33H218ZM105 33V34H104ZM116 33H117V36H119V39H121V38H123V40H120L119 41V39H118V37L116 36ZM145 33V34H144ZM165 33V36H163V34ZM181 33V34H180ZM182 33H183V35H182ZM223 35H222V34ZM138 34V35H137ZM142 34V35H141ZM146 34H148V35H146ZM158 34V35H157ZM185 34V35H184ZM208 34H210V35H208ZM212 34V35H211ZM219 34H220V36H219ZM105 35V36H104ZM109 37H108V36ZM113 35H114V37H113ZM121 35H122V37H121ZM126 35V36H125ZM135 35H136V37H135ZM154 35H155V37H154ZM156 35L158 36V37H156ZM167 35V36H166ZM195 35V36H194ZM202 35V36H201ZM208 37H207V36ZM98 36H99V34H98ZM102 36H103V38H102ZM186 36V37H185ZM116 37V38H115ZM124 37H126L125 39L127 40V41H125L124 40ZM204 37V38H203ZM205 37H207V41H206V39H205ZM216 37H219V38H216ZM109 38H112V39H109ZM152 38H154L153 40H152ZM195 38V39H194ZM202 38V39H201ZM213 38V39H212ZM225 38V39H224ZM228 38V39H227ZM102 39V40H101ZM105 39H106V41H105ZM107 39H109V40H107ZM132 39H133V41H132ZM135 39V40H134ZM157 39V40H156ZM164 41H163V40ZM204 39V40H203ZM231 39V40H230ZM115 40H117V42H118V45H117V42L115 41ZM150 40V41H149ZM156 40V41H155ZM214 40H216L217 41V43H222L223 42V40L225 41V42H223L222 44H224L225 43V45H224V47L221 45V44H217L216 43V41L215 42H213ZM222 40V41H221ZM230 42H229V41ZM102 41H103V43H102ZM113 41V42H112ZM123 41V42H122ZM192 41V42H191ZM204 41V42H203ZM227 41H228V43H229V45H228V43H227ZM231 41H233V42H231ZM108 42H109V44L110 45H108ZM119 42H121V43H119ZM126 42H127V44H128V42H129V47L131 46V48H127L128 47V45L126 44ZM132 42V43H131ZM206 42V43H205ZM208 42V43H207ZM210 42V43H209ZM114 43V44H113ZM115 43H116V45H115ZM123 43V44H122ZM125 43V44H124ZM193 43V44H192ZM204 43V44H203ZM230 43H232L231 45H230ZM99 44H100V46H99ZM103 44L104 45H106L107 46V48L105 47V46H103ZM122 44V45H121ZM130 44H132V45H130ZM159 44V45H158ZM208 44V45H207ZM212 44V45H211ZM214 44V45H213ZM226 44H227V46H226ZM241 44V43H240ZM113 45H114V48H115V46H116V49H115V55H114V49H113ZM158 45V46H157ZM164 45H165V47H164ZM169 45H170V43H169ZM210 45V46H209ZM217 45H219V46H217ZM108 46H110V49H109V47ZM126 46V47H125ZM161 46V47H160ZM212 46V47H211ZM215 46H217V47H219L218 48V50L217 49H214L213 47H215ZM101 47H102V50H101ZM104 47V48H103ZM112 47V48H111ZM120 47H122V48H120ZM125 47V48H124ZM157 47V48H156ZM160 47V48H159ZM210 47L212 48L211 50H210ZM133 48V49H132ZM160 49V51H158V53L156 52L157 50L156 49ZM162 48V49H161ZM209 48V52H208V49ZM224 48H226L225 50H222V49H224ZM103 49L105 50V52L107 51V49H108V51H107V53H105V52H102L103 51ZM111 49H113L112 51H111ZM120 49V50H119ZM122 49V50H121ZM125 49V50H124ZM127 49V50H126ZM129 49V50H128ZM131 49V50H130ZM220 49V50H219ZM156 50V51H155ZM163 50V51H162ZM165 50L167 51V52H165ZM171 50V51H170ZM217 50V51H216ZM230 50V51H229ZM100 51V52H99ZM111 51V52H110ZM174 51V52H173ZM177 51V52H176ZM207 51V52H206ZM215 51L216 52H219V51H221V52H219V54L218 53H216L215 54ZM110 52V53H109ZM113 52V54H111ZM120 52V53H119ZM127 52V53H126ZM159 52H161V53H159ZM173 52V53H172ZM211 52V53H210ZM93 53V54H92ZM97 53H99L98 54V57H97ZM102 53L104 54L103 56L105 57V59L106 60H104V57L102 56ZM122 53V54H121ZM152 53V54H151ZM164 53V54H163ZM167 53V54H166ZM171 53V54H170ZM205 53V54H204ZM210 53V54H209ZM226 53H228V56L226 55ZM107 54L109 55V56H107ZM120 54H121V56H120ZM136 54V55H135ZM138 54V55H137ZM156 54H159V55H155ZM213 54V55H212ZM225 54V55H224ZM232 54V55H231ZM85 55V56H84ZM94 55V56H93ZM101 55V56H100ZM118 57H117V56ZM130 57H129V56ZM163 55H165V58H168V57H170L169 59L170 60H166L165 59V62L163 63V61H164V56ZM178 55V56H177ZM91 56H92V58L94 59L95 58V60H93L92 58H91ZM96 56V57H95ZM110 56H112V57H110ZM154 58V57H159V58H157V60H156V58H154V60L151 58ZM162 56V57H161ZM209 56H211V58H210V60H209ZM221 56V57H220ZM222 56H225V57H223L222 58ZM110 57V58H109ZM119 57H121L126 63V65H124V61L121 59V58H119ZM253 57H254V59H253ZM86 58H89V59H86ZM103 58V59H102ZM113 58V59H112ZM125 58V59H124ZM142 58V59H141ZM148 60H147V59ZM152 60H151V59ZM179 58V60H178V62H177V59ZM227 58V59H226ZM235 58V59H234ZM259 58V59H258ZM107 59H108V62H107ZM109 59H110V61H109ZM141 59V60H140ZM146 59V60H145ZM159 59V60H158ZM235 60L234 62H233V60ZM100 60H101V62H100ZM111 60H112V62H111ZM115 61V63H114V61ZM118 60V61H117ZM145 62H144V61ZM155 60H156V62H155ZM173 60V61H172ZM226 60V61H225ZM98 61L100 62V63H98ZM120 61H122V62H120ZM133 61H134V63H133ZM141 61V62H140ZM143 61V62H142ZM148 62V64H147V62ZM161 61V62H160ZM168 61H171V62H168ZM176 61V62H175ZM180 61V62H179ZM231 61V62H230ZM107 62V63H106ZM120 62V63H119ZM152 62H153V64H152ZM174 62V63H173ZM184 63V64H186L187 66H189L188 68H192V69H189V70H192V71H186L187 70V66L185 67L184 66V64H182V63ZM211 62V63H210ZM222 62V63H221ZM227 62V63H226ZM243 62H245V61H243ZM103 63V64H102ZM114 63V64H113ZM116 63H117V65H116ZM122 63V64H121ZM137 63V64H136ZM145 63V64H144ZM157 63V64H156ZM161 63V64H160ZM168 64V66H169V68H168V66L166 67V65ZM170 63H172V64H170ZM226 63V64H225ZM237 63V64H236ZM134 64H136V66L134 65ZM152 64V65H151ZM158 64H159V66H160V68L158 67ZM176 64V65H175ZM238 64H240L241 65V67H240V65H238ZM245 64V65H244ZM91 65H92V67H91ZM98 65H100V66H98ZM121 67H120V66ZM130 65H131V67H130ZM135 67H138V69L137 68H135V70H134V66ZM145 65V66H144ZM148 65V66H147ZM161 65H165V66H161ZM178 65H180V66H178ZM129 68H127V67ZM153 67V66H155V67H153L152 69H151V67ZM156 66H157V68H156ZM171 66V67H170ZM182 66V67H181ZM191 66H193V65H191ZM234 66V67H233ZM249 66V67H248ZM252 66H254V68L252 67ZM94 67V68H93ZM117 67V69H115ZM118 67H120L119 69H118ZM146 67V68H145ZM166 67V69H164ZM173 67H177V68H173ZM185 67V68H184ZM240 67V68H239ZM246 67V68H245ZM108 68V69H107ZM126 68H127V71H125L126 70ZM130 68H132V71H131V69ZM158 68L160 69V70H158ZM168 68V69H167ZM181 68H182V70H181ZM234 68V69H233ZM237 68V69H236ZM243 68V69H242ZM247 68H249V69H247ZM122 71H121V70ZM153 69L155 70V71H157V73L159 72L160 74H157V73H153ZM172 69H174V70H172ZM186 69V70H185ZM240 69V70H239ZM242 69V70H241ZM256 69V70H255ZM263 71H262V70ZM103 70V72L102 71H97V72H102V73H105V74H107V72L106 71H104ZM110 70V71H109ZM113 70V71H112ZM119 70V71H118ZM124 70V71H123ZM144 70V71H143ZM146 70V71H145ZM147 70H149V72H147ZM150 70H151V72H150ZM168 70L170 71V73L168 72ZM177 70V71H176ZM216 71L217 73V75L215 74V73H213V72H211V71ZM243 70H245V71H243ZM259 70V71H258ZM134 71H136V73L134 72ZM154 71V72H155ZM161 71V72H160ZM164 71V72H163ZM167 71V72H166ZM173 71H175V72H173ZM180 71H182V72H180ZM229 71H230V73H229ZM240 72V75H239V72ZM248 71L249 72H251V74H255L254 76H249V75H247L248 74ZM117 73L116 74V76L118 77V79H120V80H122L123 78H122V76H128V78L131 76V78H127V77H125L123 80H124V82H125V84L123 83V80L121 81V83H120V80H118V79H116L115 78V81H117L118 80V84L119 85H123V87L125 88V87H127L126 89L128 90L129 88H128V86L130 85L129 83V85H126L127 84V82H129V81H131L132 79V82L133 83H135V85H137V83L136 82H140L141 81V78H139L140 76H143L142 77V80L144 79H147V80H143L144 81V83H143V81H142V84H140L139 82H138V87L140 88V87H143L144 86V88L146 89L147 88V92H146V90H144V92H143V95H142V91H143V88H141V89H139L138 91V93L137 94H139V95H137L136 93H134L133 92V95L135 94V95H137L138 96V98L136 97V96H133L134 97V99H135V102L134 103H137V105L134 107L133 106V104H130L129 103V101H130V99L128 100L126 97H128V96H124V95H121V94H119V92L118 93H116L117 92V87L115 86V82H114V77H116L115 76V74L114 73ZM121 74H120V73ZM125 72V73H124ZM127 72V73H126ZM130 74H129V73ZM131 72H133V74L131 73ZM162 72L163 73H169V75L167 74V75H165V74H162ZM176 72H178V73H176ZM184 72V73H183ZM186 72H187V74H186ZM189 72V73H188ZM232 72V73H231ZM235 72H237L236 74H238V76L235 74ZM244 72V74L245 75H243L242 73ZM246 72V73H245ZM253 72V73H252ZM123 73L125 74V75H123ZM136 74V76H135V74ZM139 73H143V75H141V74H139ZM149 73V74H148ZM173 75H172V74ZM174 73H176V74H174ZM182 73V75H180V76H182L181 78H180V76H179V74H181ZM209 73H211V75H210V77H208L207 78V75L209 76ZM260 73H262L261 74V76H260ZM127 74H129V75H127ZM139 74V75H138ZM153 74H154V78H155V80L153 79ZM155 74H157V75H159V76H155ZM171 74V75H170ZM178 74V75H177ZM183 74H184V76H183ZM195 74V75H194ZM234 74V75H233ZM242 74V75H241ZM121 75V76H120ZM133 75H134V77H133ZM138 75V76H137ZM149 77V78H151V79H149L147 76ZM152 75V76H151ZM162 75V76H161ZM164 75H165V78H164ZM174 75H175V77L177 78L176 80L174 79L175 77H174ZM213 75H214V77H213ZM113 76V77H112ZM145 76L147 77V78H145ZM204 76H206V77H204ZM212 76V77H211ZM233 76H237V78L236 77H233ZM241 76V77H240ZM243 76H245V79H244V77ZM257 76H259V77H257ZM133 77V78H132ZM135 77H138V78H136L137 80H134L135 79ZM156 77H163V78H161V79H159V78H156ZM169 77V79L171 80V79H173L175 82H178V83H175V82H172V81H170L173 85H172V87H171V83H168V78ZM174 77V78H173ZM215 77H216V80H215ZM238 77H240V78H238ZM246 77H248V78H246ZM256 77L257 78H259V79H256ZM179 78V79H178ZM186 78V79H185ZM187 78H189V80L187 79ZM201 78H203V81H202V79ZM213 80H215V81H217V83H215V84H217V85H215L213 82H215V81H213ZM254 78V79H253ZM131 79V80H130ZM140 79V80H139ZM149 79V80H148ZM152 79H153V81H152ZM159 81H158V80ZM164 79V80H163ZM194 79V80H193ZM199 79H201V81L199 80ZM208 79V80H207ZM209 79H211V80H209ZM221 79V80H220ZM236 79V80H235ZM129 80V81H128ZM181 80H183V81H181ZM193 80V81H192ZM205 80V81H204ZM206 80L208 81V82H206ZM220 80V81H219ZM234 80V81H233ZM248 80H249V83H247L248 82ZM42 82H41V84H42V86L40 87V89L39 90H41V93H42V91H43V94L45 93L46 94V92L47 93H50V92H52V94H51V99H52V101L54 102V104L55 105H53V106H51V108H49V110L50 111H46L47 113H48V115L49 116H51V115H56V114H58V113H60L59 112V110L62 108L61 106H60V102H62V96H60V94L59 93H61V89H59L60 91H57L58 89H57V86H55V85H49V84H47V81H43V80H41ZM113 81V82H112ZM127 81V82H126ZM135 81V82H134ZM153 83H152V82ZM163 81V83H164V85H163V83H162V85H161V87H160V82H162ZM167 81V83L165 84V82ZM181 81V82H180ZM239 81H240V84H239ZM244 81H245V83H244ZM46 84H45V83ZM104 82V83H103ZM146 82V83H145ZM179 82H180V84H179ZM183 82H185V83H183ZM190 84H188V83ZM192 82V83H191ZM195 82V83H194ZM200 82H201V84H200ZM205 84H204V83ZM210 82V83H209ZM222 83V85L220 84V83ZM225 83V85L226 86H224L223 84ZM236 82V83H235ZM71 83H73V82H71ZM111 83L113 84V87H115V88H113V87H110L111 86ZM194 83V84H193ZM203 83V84H202ZM74 85L76 84L75 82L73 83ZM92 84V85H91ZM105 84H109V87L110 88H108L107 89V87H106V85ZM144 84V85H143ZM170 85V87H171V89H170V87H169V85ZM220 84V85H219ZM238 84V85H237ZM45 87H44V86ZM48 85H49V88H48ZM70 85V84H69ZM90 87H89V86ZM126 85V86H125ZM146 85V86H145ZM149 85H151V86H149ZM157 85V86H156ZM165 85H167V87L165 86ZM180 85V86H179ZM192 85V86H191ZM194 85V86H193ZM198 85V86H197ZM204 87V85L206 86V88L204 87V89H203V87ZM216 86V88L218 87V86H221L222 88H223V86L224 87H226L225 89H227V90H225L224 88H223V90L224 91H226L225 93H224V91L222 90V88H220V87H218L217 89L215 88V86ZM234 85H235V87H236V85H237V87H236V89L234 88ZM248 85H252L251 87H249ZM88 86V87H87ZM108 86V85H107ZM147 86H149V87H147ZM163 86H164V88H163ZM182 86V87H181ZM186 86V87H185ZM211 86V87H210ZM239 86V87H238ZM263 86V87H262ZM53 87H55V88H53ZM98 87V86H97ZM130 87V86H129ZM153 87H157L156 89L155 88H153ZM160 89H159V88ZM174 87V88H173ZM177 87V88H176ZM180 87L182 88V89H180ZM188 87V88H187ZM201 87H202V89H201ZM208 87V88H207ZM213 87L216 89V90H214L213 89ZM228 87V88H227ZM247 87V88H246ZM44 88V89H43ZM47 88V89H46ZM52 88L53 89H55V91H51L52 90ZM111 88L113 89V90H115V91H112L111 90ZM149 88H151V89H153V90H151L152 91V94H151V91L149 90ZM168 88V89H167ZM186 88H187V90H186ZM210 88V89H209ZM231 88H233V89H235L236 90V92H238V94L235 92L234 94H232L231 92H233V89H231ZM243 89V91L241 90L240 91V89ZM245 88V89H244ZM251 88V89H250ZM43 89V90H42ZM46 89V90H45ZM57 89V90H56ZM131 89V88H130ZM129 89V90H130ZM164 90V92H162V90ZM170 89V90H169ZM172 89H173V91H175V90H178V89H180V91L182 92V90L184 91V92H180L179 90L178 91H176V92H172ZM175 89V90H174ZM193 89V90H192ZM205 89H207V90H205ZM208 89L211 91V93H213V94H211L210 93V91H208ZM232 91H231V90ZM238 89H239V91H238ZM88 90V89H87ZM106 90H108L109 91V93H105L106 92ZM155 90V91H154ZM164 94L165 93V95H163L162 96V94H159V96H161V98L158 96V92L159 93H161L160 91ZM168 90V91H170V93H171V95L169 96V94L166 92V91ZM201 90V91H200ZM218 90V91H217ZM221 90V91H220ZM229 90H230V92H229ZM234 90V91H235ZM247 90H248V92H247ZM250 90L252 91L251 92V94H250ZM57 91V92H56ZM107 91V92H108ZM206 91V92H205ZM227 91H228V93H227ZM258 91V92H257ZM59 92V93H58ZM111 92H112V94H111ZM129 93H131L132 92V90H130V91H128ZM141 92V93H140ZM146 92V93H145ZM149 92V94H147ZM155 92H157V93H155ZM177 92H179L178 94H177V96H176V93ZM187 92V93H186ZM205 93V95H203V96H199V95H202L201 93ZM216 92H218L217 93V95H216ZM245 92V93H244ZM253 92H255V93H253ZM102 93H101V95H102ZM181 93V94H180ZM189 93V94H188ZM192 93V94H191ZM207 93V94H206ZM208 93H210V95H211V97H210V95L208 94ZM220 93V94H219ZM224 94V96H223V94ZM229 93H231V94H229ZM240 93H242V96H241V94ZM247 93V94H246ZM248 93H249V95L251 96H249L248 95ZM257 93V94H256ZM262 93V94H261ZM141 94V95H140ZM146 94V95H145ZM154 94H156V95H154ZM167 94V95H166ZM198 94V95H197ZM227 94H229V95H227ZM235 94H237V95H235ZM55 95H58V96H55ZM149 95H151L152 97L150 98V96ZM182 95V96H181ZM184 95H186V96H184ZM206 95H209V96H207L206 97ZM212 95L214 96V98H212ZM215 95H216V98H215ZM222 95V96H221ZM248 95V96H247ZM259 97H257V96ZM260 95H261V97L262 98H260ZM32 96H34V95H32ZM36 96V95H35ZM34 96V97H35ZM111 96H113L112 98H111ZM115 96V97H114ZM119 96V97H118ZM142 96V97H141ZM145 96H147V98L145 97ZM155 96L157 97V98H159V99H156L155 98ZM169 96V97H168ZM174 96V97H173ZM205 96V97H204ZM218 96H220V97H218ZM226 96H228V97H226ZM231 96V97H230ZM234 96H236L237 97V99H235L236 97H234ZM244 96H245V98H244ZM256 98L257 97V99H254V97ZM102 97V96H101ZM112 99H110V98ZM139 97H140V100H139ZM165 97V99H163ZM175 97H177V102H175L176 100H175ZM179 97V98H178ZM183 97V98H182ZM201 97V98H200ZM210 97V98H209ZM222 97V98H221ZM233 97V98H232ZM241 97V98H240ZM253 97V98H252ZM59 98V99H58ZM103 99L105 98V97H102ZM105 98V99H106ZM116 98V99H115ZM145 98V99H144ZM152 100V101H154V102H151V104L152 103H155V104H153V105H151V104H149L150 103V99ZM152 98H154V100L152 99ZM166 98H168V100H166ZM172 98V99H171ZM203 98V99H202ZM211 98H212V100H211ZM218 98V99H217ZM230 98H231V100H230ZM239 98V99H238ZM243 98L245 99L244 101H243ZM247 98V99H246ZM118 99V100H117ZM123 99H125L126 100V102H124L125 100H123ZM161 99V100H160ZM171 99V100H170ZM175 101H174V100ZM180 99V100H179ZM181 99H182V101H181ZM188 101H190V102H188ZM190 99V100H189ZM217 99V100H216ZM221 101H220V100ZM235 99V100H234ZM252 99V100H251ZM127 100H128V103L129 104H125V103H127ZM149 100V101H148ZM158 100V102H156V101ZM160 100V101H159ZM173 100V101H172ZM183 100H185V101H183ZM201 100H203V102H201L200 103V101ZM225 100H226V103L224 104V102H225ZM228 100V101H227ZM242 101L241 103L240 102H238V101ZM247 100H250V101H247ZM256 100H258V102H259V105H256ZM59 101V102H58ZM96 101V100H95ZM137 101V102H136ZM149 103H148V102ZM167 101V102H166ZM170 101V102H169ZM194 101V103L192 104V102ZM196 101H198L197 103H196ZM213 101V102H212ZM215 101H216V103H217V105H216V103H215ZM218 101V102H217ZM235 101V102H234ZM254 101V102H253ZM139 102V103H138ZM161 102V103H160ZM162 102L165 104H162ZM175 102V103H174ZM180 102V103H179ZM186 103V105L184 104H182V103ZM260 102H261V105H260ZM63 103V102H62ZM61 103V104H62ZM124 103V104H123ZM162 105V107L163 108H165V109H163L162 107H161V105ZM170 103V104H169ZM171 103H173L172 105H171ZM179 103V104H178ZM205 103V104H204ZM213 103V104H212ZM229 103V104H228ZM230 103L232 104V105H230ZM238 103H239V105H238ZM251 103V104H250ZM86 104H85V107L87 108V106H86ZM138 104L139 105H142V108L141 107H139L138 106ZM145 104V105H144ZM181 104V105H180ZM189 104V105H188ZM190 104H192V105H190ZM195 104V105H194ZM201 104V105H200ZM206 105V107L204 106V105ZM241 104L244 106V105H246L247 107H249V108H246V110H247V112L248 113H246L245 111H243L242 110V106H241ZM251 106H249V105ZM263 104V105H262ZM118 105V104H117ZM131 105V106H130ZM143 105L145 106V107H143ZM154 105H155V107H154ZM156 105H157V107L158 108H156ZM170 105V106H169ZM179 105H180V107L181 108H179ZM183 105V106H182ZM199 106V107H197V108H195L194 106ZM223 105V106H222ZM236 105V106H235ZM238 105V106H237ZM254 105H255V107H254ZM16 106V105H15ZM15 106H13L12 108L13 109H17V107L15 108ZM132 106H133V108H134V110L135 111H139L140 113H138L139 115L137 116V118L139 119L138 120V122H140V120H142L141 121V123L142 124H137V125H141L140 127H143V129L142 128H138L139 126H136L135 125V123H137L136 121H137V118H136V115H137V112L135 113V111L133 110V108H132ZM146 106H148V107H146ZM160 106V107H159ZM164 106H166V107H164ZM173 106L175 107V108H173ZM178 106V107H177ZM185 106V107H184ZM201 106H203V107H201ZM213 107V110L211 111V109L212 108H210V107ZM220 107V109H217V107ZM229 106H231L232 108L235 106V108H233L234 109V111L231 109V107H230V110H229ZM239 106H240V108H239ZM253 106V107H252ZM257 106V107H256ZM258 106H260V108L258 107ZM35 107V106H34ZM37 107V108H36ZM35 108H33L34 109V113H36L35 115L36 116H39L40 115V113L42 112V113H44V111L42 110V111H40L41 109H39L40 107H38V106H36ZM60 107V108H59ZM119 107V106H118ZM117 107V108H118ZM139 107V108H138ZM170 107H172V109H174L175 111H176V107L177 108H179L180 109V111H181V109H183V108H185V110H187V109H189V107H192V108H190L189 110H187V111H185L184 109L180 112V111H176V115L177 116H175L174 118H172V116H171V112H170ZM183 107V108H182ZM201 107V108H200ZM150 108H152L154 111H150L149 109ZM166 108H168V110L166 109ZM209 108V109H208ZM214 108H216L215 110H214ZM223 108V109H222ZM252 108V109H251ZM255 108V109H254ZM145 109V110H144ZM162 110V112H160L161 110ZM179 109H177V110H179ZM195 109V110H194ZM202 109V110H201ZM241 109V110H240ZM248 109H250V110H248ZM259 109V110H258ZM35 110H37V111H35ZM98 111H99V109H97ZM164 110V111H163ZM200 110H201V112H200ZM221 110V111H220ZM252 110V111H251ZM255 110V111H254ZM260 110H262V111H260ZM14 111V110H13ZM61 111V110H60ZM101 111V110H100ZM143 111V112H142ZM144 111H148L147 113H148V115H147V113L145 112V114H144ZM150 111V112H149ZM159 111V112H158ZM168 111V114H170V115H168L166 112ZM184 111V112H183ZM197 111H199V112H197ZM260 113H259V112ZM58 112V113H57ZM91 112V114H89ZM141 112H142V116H141V118L139 117L140 116V114H141ZM153 112H155L154 114H153ZM159 113L158 115H159V117L158 116H155V115H157V113ZM185 112H187V114L185 113ZM188 112H193V113H189L188 114ZM197 112V113H196ZM219 112V113H218ZM245 112V113H244ZM251 112V113H250ZM257 112H258V114H262L261 115V117H260V115L258 116V114H257ZM41 113V114H42ZM54 113V114H53ZM93 113V114H92ZM151 113V114H150ZM165 114L166 116H160V114ZM179 113V114H178ZM181 113V114H180ZM182 113H183V115H184V118L185 119H183V115H182ZM212 113V114H211ZM221 113H222V115H223V117L221 116ZM116 114V116H118V119L121 121V125L122 126H120L119 125V120L118 119H116L115 117H114V115ZM117 114H119V115H117ZM126 114V115H127ZM143 114L144 115H147V116H149L150 117V115H152V117L151 118H149V117H147V116H143ZM150 114V115H149ZM197 114V115H196ZM217 114V115H216ZM230 114V115H229ZM238 114V115H237ZM244 114H246V115H244ZM251 114V115H250ZM257 114V115H256ZM90 115L92 116V117H90ZM188 115H190V117H192V118H190V117H188ZM199 115V116H198ZM224 115H226V116H224ZM235 115H237V116H235ZM104 116H105V118H104ZM155 116V117H154ZM171 116V117H170ZM179 116V117H178ZM182 117V119H181V117ZM186 116V117H185ZM198 116V117H197ZM235 118H234V117ZM240 116H241V118H240ZM244 116L246 117V118H244ZM255 116V117H254ZM256 116L258 117V118H256ZM104 118L105 119V121H108L107 123L106 122H104V119H99V118ZM113 117V118H112ZM121 119H120V118ZM131 117H133L132 119H131ZM144 117L146 118V119H144ZM161 117V118H160ZM197 117V118H196ZM215 117V118H214ZM217 117V118H216ZM233 117V118H232ZM259 117H260V119H259ZM264 117V116H263ZM44 118H46V117H44ZM95 118H96V120H95ZM116 122L117 121V123H118V125H119V129H120V127H121V131L118 133V131L117 132H114V129H118L117 127H118V125L116 126V124L114 123V121L112 120V119ZM154 118V119H153ZM167 118H169V120L167 119ZM172 118V119H171ZM177 118H178V121H177ZM186 118H187V120H186ZM207 118V119H206ZM210 118V119H209ZM224 118L225 119H227L226 121L224 120ZM243 118V119H242ZM98 119L100 120V121H98ZM106 119H108V120H106ZM136 119V120H135ZM149 119V120H148ZM152 119V120H151ZM163 119V120H162ZM192 119V120H191ZM218 119V120H217ZM235 119L236 120H239V119H241V120H243V122H244V119L246 120L244 123V126H240V125H237V124H235ZM88 119H86V120H82V123H86L87 124V126H88V121H87ZM112 120V121H111ZM135 120V122H133V121ZM151 120V121H150ZM164 120H167L168 121V123H167V121H164ZM175 120V122H173V121ZM182 120H183V122H182ZM184 120H185V122H184ZM189 120V121H188ZM197 120H198V122H197ZM234 120V121H233ZM85 121V122H84ZM98 121V122H97ZM119 121V122H118ZM128 121V122H127ZM154 121H157V122H154ZM166 122V123H164V122ZM196 121V122H195ZM258 121V122H257ZM42 122L43 123H45V120L43 119L42 120ZM97 124H96V123ZM99 122H100V124H101V126H100V124H99ZM111 123V125L110 124H108V123ZM128 124H127V123ZM129 122H130V124H129ZM188 122V123H187ZM193 124H192V123ZM104 123V124H103ZM106 123V124H105ZM131 123H133V124H131ZM149 123H151L150 125H149ZM157 123H158V125H159V123L160 124H163V125H159L160 126V128L158 127V125H157ZM175 123H176V125L177 126H175ZM178 123V124H177ZM187 125H186V124ZM228 123V124H227ZM254 123L256 124V125H254ZM96 124V125H95ZM99 124V125H98ZM127 124V125H126ZM152 124H156L155 126H157L156 128H155V126L153 125V127L151 126ZM169 124H170V126H169ZM181 124V125H180ZM246 124H247V126H246ZM259 124H261V125H259ZM84 125V124H83ZM106 125V126H105ZM111 126V128H110V126ZM129 125V126H128ZM133 125V126H132ZM146 126V128H145V126ZM190 125V126H189ZM197 125H199V126H197ZM217 127H216V126ZM236 125H237V127H236ZM102 126H103V128H102ZM109 126V127H108ZM127 126V127H126ZM147 126H149L148 128H147ZM162 126V127H161ZM192 126V127H191ZM196 126V127H195ZM238 126H239V128H238ZM248 126H250V128L248 127ZM256 126V127H255ZM258 126V127H257ZM261 126V128H259ZM106 127V128H105ZM114 127V128H113ZM123 127V128H122ZM126 127V128H125ZM129 127H130V130L132 129L131 127H133V131H135L134 132V135H133V133L132 132H130V134H129ZM178 127V128H177ZM188 127V128H187ZM221 127V128H220ZM241 127H242V129H241ZM249 128V130H248V128ZM100 128H102L101 130H100ZM111 129V130H109V129ZM126 130H125V129ZM158 128H159V130H158ZM164 128V129H163ZM170 128V129H169ZM173 128V129H172ZM175 128V129H174ZM189 129V130H187V129ZM191 128V129H190ZM245 128H247V129H245ZM263 128V129H262ZM103 129H105L106 131H108V132H110L111 134H114V135H112V137H111V134L109 133V135H110V137L108 136V132H105V130H103ZM108 129V130H107ZM123 129V130H122ZM143 130L144 132V135H143V133H141L140 131L141 130ZM165 129H166V131H165ZM193 129H197L196 131L195 130H193ZM198 129H200V131L198 130ZM203 129V130H202ZM257 129V130H256ZM125 130V134H123V132L122 131H124ZM140 130V131H139ZM155 130H157V131H155ZM160 130H162V131H160ZM173 130H176V131H173ZM183 130V131H182ZM242 130H244V131H242ZM101 131V132H100ZM116 131V130H115ZM138 131V133L139 134H142V135H139L138 133H136ZM147 131V132H146ZM159 131V133L161 134H159V133H157ZM169 131H170V133H169ZM186 131V132H185ZM191 131V132H190ZM199 131V132H198ZM203 131V132H202ZM215 131V132H214ZM246 131H249L247 134H246ZM251 131V132H250ZM257 132V134H256V132ZM259 131L261 132V134L259 133ZM113 132V133H112ZM162 132H163V134H162ZM165 132V133H164ZM182 132V133H181ZM132 133V134H131ZM136 133V134H135ZM168 133H169V135H168ZM204 133V134H203ZM259 133V134H258ZM118 134H120V137H118ZM122 134V135H121ZM138 134V135H137ZM146 134V135H145ZM158 134V135H157ZM165 134V135H164ZM171 134V135H170ZM178 134V135H177ZM190 134V135H189ZM199 134H200V136H199ZM109 137H107V136ZM124 135V136H123ZM126 135V136H125ZM154 135H155V137H154ZM177 135V136H176ZM181 135H183V137H181ZM198 135V136H197ZM204 135V136H203ZM249 137H248V136ZM254 135H256V137H254ZM123 136V137H122ZM138 136H141V138L140 137H138ZM145 136H146V139H145ZM148 136V137H147ZM168 136V137H167ZM171 136V139L169 138ZM173 136V137H172ZM176 136V138L177 139H175L174 137ZM204 137V139H203V137ZM220 136V137H219ZM240 136V137H239ZM241 136H242V138H241ZM107 137V138H106ZM126 137V138H125ZM138 137V138H137ZM146 140H144L143 141V138ZM164 137V138H163ZM195 137V138H194ZM199 137H200V139L202 140V141H199L200 139H199ZM130 138V139H131ZM136 138V139H135ZM162 138V139H161ZM173 138V139H172ZM180 140H179V139ZM250 138V139H249ZM258 138V139H257ZM262 138H263V140H262ZM102 139V138H101ZM104 139L102 140V141H104ZM139 139H141V140H139ZM166 139H168V140H166ZM183 139V140H182ZM196 139V140H195ZM244 139V140H243ZM137 140V141H136ZM169 140H171V141H169ZM173 140L176 142H174L173 143ZM222 140H223V142H222ZM137 143H136V142ZM141 141V142H140ZM150 141V142H149ZM219 141H221V143H218ZM139 142V143H138ZM142 142H144L143 144H142ZM147 142H149V143H147ZM178 142H179V144H178ZM180 142H181V144H180ZM197 142V143H196ZM206 142V143H205ZM208 142V143H207ZM215 142V143H214ZM147 143V144H146ZM158 143V144H157ZM204 143V146L202 145ZM140 144V145H139ZM144 144H145V147L146 148H148L149 150H147L145 147H143L144 146ZM148 144H151V147H149V145ZM209 144V145H208ZM212 144H216V146L214 145H212ZM217 144L219 145L220 144V146H222V145H226L225 147H220V146H218L217 147ZM222 144V145H221ZM257 144V145H256ZM259 144V145H258ZM177 145V146H176ZM180 145V146H179ZM181 145H183V147L181 148ZM200 145V146H199ZM202 145V146H201ZM208 145V146H207ZM243 145V146H242ZM84 146V145H83ZM148 146V147H147ZM179 146V147H178ZM188 146V147H187ZM86 147H89V146H84V148H85V152H86V155L88 156V157H90V158H88L87 156H84V157H82V155H79V156H81V158H84L83 160H87V161H89L92 157V160H90V162H94V163H97L98 161H104V162H109L110 164L111 163H114V160H115V156H112V154L113 155H115V153L114 152H112V151H106V155L108 156H106V157H103V156H105V155H103V154H105V152H102V153H98V149L96 148V147H94L93 149L94 150H92V148H91V146L89 147V148H86ZM93 147V146H92ZM199 147H202V148H199ZM214 147V148H213ZM215 147H217V148H215ZM249 147V148H248ZM155 148H156V150L158 149V151H156L155 150ZM177 148H179V149H177ZM208 148V149H207ZM213 148V149H212ZM226 148V149H225ZM261 148V149H260ZM182 149V150H181ZM184 149V150H183ZM202 149V150H201ZM209 149H212V150H214V151H212V153L214 152L215 153V151H216V153L214 154V160H215V162L216 163H218L217 165H220V164H223V165H225L226 167H228V172L230 173L229 175L228 174H225L224 172H223V170L222 169H219V168H212V167H209V168H207L208 170H211V171H207L208 173V175L209 176H217V177H215V178H220V177H222L223 175L224 176H227V178L226 177H222L221 178V180L222 181H224V182H226V184H230L231 182H232V178L234 179L233 180V182H236V183H238V184H241V185H244L245 186V188H247V189H249V191H250V193H252V197L250 196H247V195H241V197H240V194L239 195H235V196H232V197H230L228 194H226V196H225V193L223 192V191H218L217 189V187H214V186H212L211 184V186L215 189V188H217V189H215V191H214V189L212 188V187H209L208 186V184H209V182H208V180L204 177V176H202V175H200V172L198 171V170H196L195 169V171H194V168H191V169H187L186 167L187 166H185V165H187V164H184V163H187L188 161H190V159H191V161H201L200 163H202L203 164V162L204 163H207V162H209V161H207V153H208V151H209ZM228 149V150H227ZM178 150H180V151H178ZM187 151V153H185L184 151ZM207 152H206V151ZM218 150H220V151H218ZM88 151V152H87ZM224 151H225V153H224ZM226 151L229 153V151L231 152L230 154H228V153H226ZM235 151V152H234ZM238 151V152H237ZM245 151V152H244ZM254 151V152H253ZM91 152V153H90ZM151 153L150 155H149V153ZM153 152V153H152ZM155 152V153H154ZM237 152V153H236ZM261 152V153H260ZM88 153V154H87ZM93 153V154H92ZM109 153V154H108ZM205 153V154H204ZM219 153H220V155L222 156V158H221V156H218L219 155ZM222 153H224V154H222ZM234 153V154H233ZM242 154V155H240V154ZM99 154H102V155H99ZM110 154H111V156H110ZM149 155L150 156V158H147V157H149V156H147V155ZM155 154V155H154ZM227 154L230 156L231 154H233V155H231L230 157L229 156H227ZM246 154V155H245ZM85 155V154H84ZM130 155H132V154H130ZM178 155V156H177ZM184 155V156H183ZM188 155H189V157H188ZM225 155V156H224ZM235 155V156H234ZM252 155H253V157H252ZM97 156V157H96ZM129 156V155H128ZM133 156V160H132V157H128V159L130 160V158H131V160L133 161V162H135V160L137 161V155H135V157H134V155H132ZM146 156V157H145ZM151 156H153V157H151ZM155 156V157H154ZM181 156V157H180ZM218 158H217V157ZM234 158H233V157ZM96 157V158H95ZM101 157H103L102 159H101ZM160 157V158H159ZM176 157V158H175ZM180 157V158H179ZM187 157V158H186ZM224 157H226V158H224ZM88 158V159H87ZM111 158H114V160L112 159L111 160ZM135 158V159H134ZM152 158V159H151ZM154 158V159H153ZM186 158V159H185ZM189 158V159H188ZM195 158V159H194ZM197 158V159H196ZM223 158H224V160H223ZM229 158V159H228ZM238 158H240L239 160H238ZM245 160H244V159ZM246 158H247V160H246ZM249 158V159H248ZM96 159V160H95ZM108 160V161H105V160ZM205 159H206V162H205ZM225 159H226V161H225ZM241 159H243V162H242V160ZM257 159V160H256ZM151 160V161H150ZM159 160V161H158ZM181 160V161H180ZM186 160H188V161H186ZM204 160V161H203ZM232 160V161H231ZM235 160H238L239 162H236ZM250 162H249V161ZM252 160V161H251ZM255 160V161H254ZM181 162L180 164H179V162ZM203 161V162H202ZM161 162V163H160ZM252 162V163H251ZM158 163V164H157ZM167 163V164H166ZM175 163H178L177 165L179 166H177ZM227 165H226V164ZM238 164V168L239 169H237L236 168V166L235 167H233L232 168V166H234V165H232L231 166V164ZM161 164V165H160ZM177 166H175V165ZM182 164V165H181ZM156 165V166H155ZM173 165V166H172ZM185 167H184V166ZM182 166V167H181ZM159 167H161V168H159ZM230 167V168H229ZM257 167V168H256ZM259 167V168H258ZM189 168V167H188ZM233 169V171H231L232 169ZM169 170L168 172H167V170ZM182 169H184V171L182 170ZM193 169V170H192ZM171 170V171H170ZM181 170L183 171V172H181ZM189 170V171H188ZM191 170V171H190ZM236 172H235V171ZM260 170V171H259ZM163 171L162 172H158V173H161V174H163ZM222 171V172H221ZM231 171V172H230ZM237 171H239V172H237ZM243 171V172H242ZM252 171H253V173H252ZM167 172V173H166ZM169 172H170V174H169ZM175 172H177V173H175ZM188 172V173H187ZM198 172V173H197ZM214 172V173H213ZM217 172H218V174L220 175V177H218L219 175L217 174ZM233 172V173H232ZM240 172H242V173H240ZM245 172V173H244ZM248 172V173H247ZM235 173H238V174H236L235 175ZM240 173V174H239ZM175 174V175H174ZM177 174V175H176ZM178 174H179V176H178ZM199 174V175H198ZM212 174V175H211ZM242 174V175H241ZM247 174V175H246ZM235 175V177H233ZM238 175V176H237ZM244 175V176H243ZM202 178H200V177ZM245 177L244 179H243V177ZM252 176V177H251ZM181 177V178H180ZM184 177V178H183ZM229 177V178H228ZM232 177V178H231ZM258 178V180H257V178ZM224 178V179H223ZM226 178V179H225ZM231 178V179H230ZM241 180H239V179ZM247 178V179H246ZM237 181H236V180ZM256 179V180H255ZM201 180V181H200ZM205 181V183H204V181ZM239 180V181H238ZM1 181V180H0ZM203 181V182H202ZM1 182H3V181H1ZM0 182V185L2 184ZM202 183H204L205 185H202ZM3 184H4V182H3ZM232 184H235V183H232ZM209 187V188H208ZM205 188H206V190H205ZM212 190H211V189ZM250 188H252V189H250ZM209 189V190H208ZM210 191V192H209ZM252 191H254V192H252ZM257 191V192H256ZM259 191V192H258ZM221 192V193H220ZM215 193V194H214ZM256 195H255V194ZM259 193V194H258ZM224 194V195H223ZM258 194V195H257ZM261 195H262V199H261ZM238 198H237V197ZM244 196H247V197H245L244 198ZM258 196V197H257ZM260 196V197H259ZM223 197H225L224 199H223ZM229 197V198H228ZM243 197V198H242ZM249 197V198H248ZM6 198V197H5ZM4 197H2V196H0V229H1V231H0V241H2V242H0L1 244H3V246L2 245H0L1 246V249H0V258L1 259H4L5 261L3 262L2 260H1V264H7V263H12L13 261V263H16L17 262V264H19V263H21V264H25V262L27 263V264H31L30 262L28 263L27 261H24V262H21V260L19 261V252H17L18 250H20V249H22L23 251L24 250H26L27 248H25V244L23 245V246H21V245H19V241L20 240H22L23 238L25 239L26 237H28L29 236V234H20L19 232H17V229L15 230V228L11 225V223L9 224V220L12 222V221H14V224L15 225H17V226H24V223L25 224H27L26 223V218H27V221H28V216H26L25 215V213L19 208H17V206H16V204L15 203H12L10 200H8L7 198V200L5 199ZM226 198H228L227 200H226ZM251 198H252V200H253V202L251 201ZM236 199H238V200H236ZM250 201H249V200ZM261 199V200H260ZM229 200H231V201H229ZM243 200V201H242ZM249 201V202H247L246 203V206H243V202L245 203V201ZM8 202V203H7ZM238 202H240V203H238ZM259 202V203H258ZM263 202V203H262ZM10 203V204H9ZM232 203V204H231ZM238 203V204H237ZM249 203V204H248ZM242 204V205H241ZM251 204V205H250ZM256 204V205H255ZM259 204V205H258ZM241 207H240V206ZM250 205V206H249ZM261 205L263 206V207H261ZM16 206V207H15ZM255 206H256V209H255ZM260 206V207H259ZM243 207V208H242ZM246 207V208H245ZM252 207V208H251ZM254 207V208H253ZM258 207H259V209H258ZM241 208V209H240ZM248 208V209H247ZM243 209V210H242ZM244 209H246L248 212H246V210H244ZM255 210V211H253L252 212V210ZM257 209H258V211H257ZM19 212H22V213H19ZM243 212V213H242ZM246 212V213H245ZM249 212H252V214H254V215H251V213H249ZM259 214H258V213ZM240 213H241V215H240ZM248 213V214H247ZM261 213H263V214H261ZM24 214V215H23ZM193 214H196L195 216H197V217H195ZM209 214V215H208ZM249 214H250V216H249ZM193 215V216H192ZM217 217H215V216ZM218 215H220V216H218ZM258 215H260L259 217H257ZM21 216V217H20ZM246 216H249L248 218H246ZM251 216H255V218L256 219H254V218H252ZM209 217L211 218V219H209ZM213 217V218H212ZM215 217V218H214ZM223 217H225L224 218V220H222L223 219ZM235 217V218H234ZM194 218H197V219H194ZM208 220H207V219ZM228 218V219H227ZM229 218H230V220H229ZM22 219H24V220H22ZM213 219L215 220V222L213 221ZM241 219V220H240ZM249 219H252V220H249ZM254 219V220H253ZM259 219V220H258ZM212 220V221H211ZM219 220H220V222H219ZM229 220V221H228ZM246 220V221H245ZM24 221V222H23ZM197 221V222H196ZM217 221V222H216ZM223 221V222H222ZM228 221V222H227ZM240 221V222H239ZM242 221H244V222H242ZM5 222V223H4ZM17 222V223H16ZM200 222V223H199ZM202 222H204V223H202ZM210 224H209V223ZM219 222V223H218ZM240 224H239V223ZM2 223V224H1ZM13 223V222H12ZM21 225H20V224ZM77 224H79L78 222H76ZM81 223V222H80ZM231 223V224H230ZM234 223V224H233ZM243 223V224H242ZM81 224H83V223H81ZM81 224H79V225H81ZM219 224V225H220ZM239 224V225H238ZM246 224V225H245ZM247 224H248V226H247ZM3 225V226H2ZM8 225H10V226H8ZM84 225V224H83ZM236 225H238V226H236ZM242 225V226H241ZM245 225V226H244ZM7 226V227H6ZM236 226V227H235ZM250 226H252V227H250ZM263 227V229H261L262 227ZM203 227V228H202ZM211 227V228H210ZM223 227V226H222ZM248 227H250V228H248ZM261 227V228H260ZM208 228V229H207ZM224 228V227H223ZM260 228V230H258V233H255V232H257V230L256 229H259ZM202 229V230H201ZM205 229V230H204ZM253 229V233H252V230ZM255 229V230H254ZM15 230V231H14ZM219 230V229H218ZM222 230V229H221ZM262 230V231H261ZM214 231V232H215ZM255 231V232H254ZM259 231H261V232H259ZM212 232V231H211ZM244 232H247L248 233V231L247 230H245ZM6 235V236H5ZM186 234H182V235H180L181 237H179V238H184V237H186L185 236ZM45 236V235H44ZM47 236V235H46ZM261 236H262V238H261ZM264 234H259L258 235V237L257 238H259V239H263L264 240ZM21 237V238H20ZM47 237H49V235L47 236ZM7 238V239H6ZM11 238V239H10ZM23 239V240H24ZM127 239H129L130 240V238H127ZM12 240V241H11ZM100 240H101V242H100ZM99 240V243L98 244H95L96 245V247H98V248H96L95 247V245L94 246H92V245H90L91 243H88L89 245H87L86 243V245H85V250H84V246H83V248L80 250V253L79 252H77V253H75L74 252V254H73V252H71L70 250H72V251H74L73 249H69L68 251H67V257H66V254H65V261H69V260H71V261H69L70 263L71 262H73V261H77V263L76 264H80V263H82V264H100V263H107L108 261H105V260H107V259H110L109 257L112 255V254H114V252H113V248H112V246L105 240L104 241V239L102 240V239H100ZM5 241V242H4ZM7 241V242H6ZM9 241V242H8ZM17 242V243H16ZM21 242H23V241H21ZM104 242H106V243H104ZM7 243V244H6ZM11 243V244H10ZM12 243H13V245H12ZM104 243V244H103ZM99 244H101V245H99ZM106 244H107V246H106ZM109 244V245H108ZM17 245V247H15L17 250L15 251V248L14 247H12V246H16ZM19 245V246H18ZM103 245V246H102ZM8 246V247H7ZM21 246V248H19ZM49 246H53V245H49ZM48 246V247H49ZM91 246H92V248H91ZM101 246V248H99ZM106 246V247H105ZM4 247V248H3ZM13 249H12V248ZM23 247V248H22ZM103 247V248H102ZM166 248L167 246H164L163 244L162 245H160V247H158V248H156V249H153V250H155V251H158V250H161V249H163V248ZM52 248H54V249H52ZM87 248H88V250H87ZM96 248V249H95ZM107 248H108V250H107ZM3 249H5V250H3ZM8 249V250H7ZM11 249H12V251H11ZM58 248L56 247V249H55V247L53 246V247H51V248H49V249H44V253H43V250H39V252L38 253H36L35 251H37L38 249H32V251H31V249H28V254H33L34 253V255H39V254H45V255H50V256H52V258H50V259H52V261H54V262H56L55 260H53L55 257H56V260H57V255H59V250H57ZM90 249H92V250H90ZM113 249V250H112ZM158 249V250H157ZM55 250V251H54ZM96 250V251H95ZM2 251V252H1ZM9 251H11V252H9ZM50 251H52V252H50ZM70 251V252H69ZM89 253H87V252ZM98 251V252H97ZM100 251V252H99ZM101 251H103V252H101ZM108 251V252H107ZM112 251V252H111ZM16 252H17V254H16ZM32 252V253H31ZM42 252V253H41ZM82 252V253H81ZM84 252H85V256L84 255H82L81 257H80V254H84ZM94 252V253H93ZM106 252V253H105ZM109 252H110V255H109ZM69 253H71V254H69ZM5 254V255H4ZM8 254V255H7ZM76 254V255H75ZM77 254H79V255H77ZM91 254V255H90ZM100 254H103V255H100ZM68 255H69V257H68ZM71 255H72V257H71ZM73 255H75V257L73 256ZM93 255V256H92ZM106 255H107V259H106ZM109 255V256H108ZM79 256V257H78ZM103 256V257H102ZM4 257V258H3ZM9 257V258H8ZM39 257H41V256H39ZM78 257V259H75V258H77ZM92 257H94V258H92ZM104 258V259H102V258ZM6 258H8V259H6ZM66 258H68L67 260H66ZM70 258H72V259H70ZM86 259L87 258V260H89V261H86V260H82V259ZM97 258H98V260H97ZM74 259V260H73ZM80 259H81V262L80 263H78L79 261H80ZM100 259H102V260H100ZM10 260V261H9ZM90 260L92 261V263L90 262ZM19 261V262H18ZM58 261V260H57ZM95 261H97V262H95ZM101 261V262H100ZM7 262V263H6ZM54 262H47L48 264H53ZM59 262V261H58ZM264 262V261H263ZM12 263V264H13ZM43 264V263H40V262H36V261H33L32 262V264ZM47 263H44V264H47ZM56 264H58V263H56ZM264 264V263H263Z\"/></svg>",
	"mask_w": 264,
	"mask_h": 264
}]
</instances>
